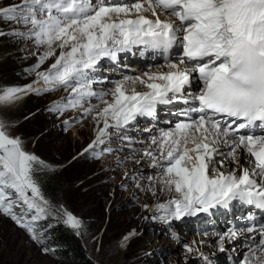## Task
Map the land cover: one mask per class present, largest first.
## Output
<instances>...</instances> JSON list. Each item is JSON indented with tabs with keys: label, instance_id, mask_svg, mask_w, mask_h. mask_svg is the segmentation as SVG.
I'll list each match as a JSON object with an SVG mask.
<instances>
[{
	"label": "snow or ice",
	"instance_id": "obj_1",
	"mask_svg": "<svg viewBox=\"0 0 264 264\" xmlns=\"http://www.w3.org/2000/svg\"><path fill=\"white\" fill-rule=\"evenodd\" d=\"M9 20L26 26L25 31H0V36L29 39L38 49L31 69L36 81L23 88L0 87V106L28 92L63 88L67 95L53 101L48 110L63 115L81 109L82 119L95 113L96 135L84 152L99 159L125 146L139 151L127 135L133 122L154 115L158 104L183 102L189 105L186 118L153 137L143 150L149 166L159 169L156 176L147 177V191L167 192L170 198L143 207H154L159 215L152 219L166 224L228 209L233 202L264 211V0H22L0 5V21ZM133 48L141 55L159 53L170 70L124 76L112 81L113 88L107 91L94 90L98 82L94 73L101 62H115L120 53ZM175 49L180 50L178 62L170 58ZM52 58L45 70L37 71ZM193 80L199 90L189 92ZM39 81L43 86L35 87ZM92 98L99 104H92ZM11 127L0 119V215L43 244L38 222L48 219L53 209L37 173L49 165L27 151ZM112 137L122 145L111 147ZM124 176L135 179L128 172ZM136 187L141 189L139 183ZM63 214L71 228L82 227L71 212ZM134 234L135 230L129 235ZM217 237L220 252L240 237L248 243L236 264H264V218ZM196 244H184L185 251L199 253ZM199 256L206 259L203 253Z\"/></svg>",
	"mask_w": 264,
	"mask_h": 264
},
{
	"label": "rangeland",
	"instance_id": "obj_2",
	"mask_svg": "<svg viewBox=\"0 0 264 264\" xmlns=\"http://www.w3.org/2000/svg\"><path fill=\"white\" fill-rule=\"evenodd\" d=\"M19 3L22 0H0V5ZM25 28L14 20L0 21V31L5 33L22 32ZM2 49L6 52L0 55V65L15 61L23 69L17 86L23 88L33 84L36 73L31 69L37 62L34 53L38 49L32 41L5 34L0 36V51ZM53 59L46 61L37 71L48 67ZM2 71L0 66V86L3 82L1 76L5 74ZM108 86L113 88V83L109 81ZM65 95L67 93L63 88L41 94L28 92L23 99L0 106V119L12 125L9 131L23 139L27 151L35 153L49 165L37 175L50 172L56 178L71 180L72 189L66 197L60 198L59 202L47 199L51 203L53 217L65 223L63 210H66L82 221V227L75 230L82 236L88 254L98 264H223L218 261L230 252L237 257L234 250L220 252L216 247L218 240L215 246L210 245L208 231L196 232L189 226L183 229V220L166 224L152 219L159 213L154 207L145 209L143 205L166 202L170 197L147 191L150 185L147 177L156 176L159 169L151 168L149 159L143 157L145 145L149 144L146 138L141 143L136 132L127 131V135H135L133 148L139 151H130L125 146L122 151L95 158L91 152H84L96 135V124L92 119L95 113L82 119L81 109H70L63 115L48 110L53 101ZM96 102L99 104L98 100ZM26 106L39 110L40 115L25 126L18 114ZM66 120L70 121L68 125L64 123ZM123 144L126 145V142ZM121 145L119 139L112 137L111 147ZM136 160H141V163H135ZM125 172L134 174L135 179H126ZM137 183L144 190L138 189ZM133 230L135 234L129 235ZM125 236H128L127 241H124ZM193 241L197 242L194 247L206 259L195 251H185L184 244ZM42 248L44 245L34 241L26 230L7 216L0 215V261L3 264H55L49 252L44 253Z\"/></svg>",
	"mask_w": 264,
	"mask_h": 264
},
{
	"label": "trees",
	"instance_id": "obj_3",
	"mask_svg": "<svg viewBox=\"0 0 264 264\" xmlns=\"http://www.w3.org/2000/svg\"><path fill=\"white\" fill-rule=\"evenodd\" d=\"M5 52L6 50L2 49L0 55ZM0 66L3 69L2 73H5L1 76L3 78L2 86H17L21 82L19 76L23 73V69L19 68L15 61H6V64H1ZM39 115V110L26 106L18 114V117L23 119L26 126L30 120L37 118ZM37 178L44 196L52 200H58V202L60 198L66 197L72 189L71 180L56 178L50 172L40 173ZM38 223L41 226L40 230L44 232V247L54 249L49 254L53 257L55 264H98L88 254L82 240L83 238L78 234L77 230L53 217V214L48 219L41 220ZM0 264L3 263L0 261Z\"/></svg>",
	"mask_w": 264,
	"mask_h": 264
},
{
	"label": "bare ground",
	"instance_id": "obj_4",
	"mask_svg": "<svg viewBox=\"0 0 264 264\" xmlns=\"http://www.w3.org/2000/svg\"><path fill=\"white\" fill-rule=\"evenodd\" d=\"M125 2H131L130 0H125ZM161 19H165V17L164 16H161ZM145 65H138V66H130V69H133V68H137V69H134V71H128L127 72V74L123 71V70H120L119 71V73H118V76L119 77H117V80L116 81H119V80H121L123 77H122V75H125V76H132V77H134V76H137V75H141L142 73H144V72H165V69H164V67H165V65L163 64V65H160V64H158L157 65V67H155V66H153L152 67V69L150 70V68H149V71H147V69L144 67ZM105 71H108L109 73H112V71H110V70H108V69H104ZM101 79V80H100ZM99 79V85H97V86H100V90L101 91H107L108 89H109V86H108V83H109V81L112 79H110V80H108V81H106V80H104V77H101ZM119 79V80H118ZM36 81V80H35ZM35 86L36 87H42L43 86V83H42V81H39L38 83H36L35 84ZM99 88V87H98ZM137 90H139V91H144V90H146L143 86H137ZM25 95L26 94H21V98L19 99V100H21V99H23L24 97H25ZM106 99H107V97H106ZM108 99H111V98H108ZM91 103H93V104H98L96 101H93V102H91ZM88 105H86L85 107H87ZM150 126H147V127H145V126H140V128H138L137 130L138 131H140V130H145L146 131V129H148ZM164 130V129H163ZM130 131H133V130H130ZM133 132H136L137 133V131H133ZM138 134V133H137ZM130 136H131V133H130ZM132 137V136H131ZM136 137H138V138H141L140 140H139V142H143L144 140H143V138H146L145 140H147L148 141V143L149 144H147V145H145V148L147 149L148 147H149V145H150V143H151V141L150 140H152V138L153 137H157V138H159L160 137V135H159V133H158V131H156V130H154V129H150V131H148V132H145V134H143V136H141V134L140 135H138V136H136ZM132 138H135V135L132 137ZM146 141V142H147ZM139 158H141V157H138V159ZM164 194L166 195V196H169L170 197V194L169 193H167V192H164ZM194 217L195 216H193V217H189V219L191 218V221L193 222L194 221ZM225 231H227L226 230V228L224 227V226H219V228H216V229H210L208 232L209 233H207L208 234V239H207V241L210 243V245H212V246H215L216 245V240H218V237H217V234L218 233H223V232H225ZM215 244V245H214ZM216 247H218V246H216ZM226 248L228 249L227 251H230V250H234V252H235V255L238 257L239 256V258L240 259H242L243 258V254H245L246 253V251H247V246L246 245H244L243 243H240V242H238V244L237 243H231V244H226ZM228 256H233V255H231V252H230V254H227ZM234 257V256H233Z\"/></svg>",
	"mask_w": 264,
	"mask_h": 264
}]
</instances>
